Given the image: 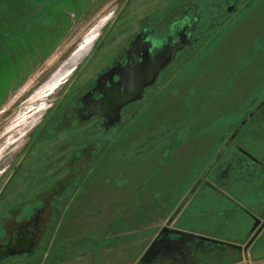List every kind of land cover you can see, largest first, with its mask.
Instances as JSON below:
<instances>
[{"label": "rangeland", "instance_id": "1", "mask_svg": "<svg viewBox=\"0 0 264 264\" xmlns=\"http://www.w3.org/2000/svg\"><path fill=\"white\" fill-rule=\"evenodd\" d=\"M226 3L0 0V242L11 226L23 221L21 207L28 199L24 188H34L30 200L42 187L51 191L62 181L55 174L41 182L14 176L16 155L45 109L65 93L87 91L143 26L161 35L196 5L200 31L221 19ZM81 47L87 50L85 58L49 91L47 86ZM192 49L163 73L168 77L176 70L154 102L133 105L137 112H125L110 130L118 133L116 139L100 163L90 169L85 165L78 188L67 193L65 209L51 213L47 239L33 254L0 264H145L139 260L154 235L190 195L220 143L264 93V0H251L199 54L186 60ZM242 143L264 161V136L243 137ZM59 167L53 166L52 172L58 173ZM248 187L235 183L229 191L239 196ZM198 188L174 227L241 245L250 226L247 216L207 187ZM255 188L262 193L263 183ZM20 190L25 195L21 199ZM212 247L199 252L194 264H264V231L245 255Z\"/></svg>", "mask_w": 264, "mask_h": 264}, {"label": "flooded vegetation", "instance_id": "2", "mask_svg": "<svg viewBox=\"0 0 264 264\" xmlns=\"http://www.w3.org/2000/svg\"><path fill=\"white\" fill-rule=\"evenodd\" d=\"M250 1L227 0L221 19L213 21L211 26L204 27L200 31L197 30L200 19L196 5L190 6L191 14L186 10L182 13L181 17L171 21L161 35H157L152 29L143 26L130 41L128 47L115 64L102 71L87 91L74 96H70L69 92L65 93L62 98L58 99L59 101L52 103L50 107L45 109L40 117L39 124L34 129H31L28 134V139L16 155L18 163L14 170V176L23 175L27 178L33 177L39 179L41 182L42 180L53 178L55 174L59 175L58 178L62 181L58 183L56 189H51V191H46L42 187L41 193L35 195L30 200L29 197L33 195L34 188L32 191V189L27 190L23 187L28 199H24L22 207L21 205L20 207L25 216L23 217V221L10 227L8 232H6L8 235L0 242V246H5L10 241L12 234L19 230V234L17 235L19 241L25 239L27 235H32L34 239L32 252L11 256L9 258L33 254L36 251L38 243H42L44 239H47L50 233L49 227L52 222L53 214L51 213L57 209H65L68 201L67 193L70 189L73 191L78 188L77 185L80 184V175L83 176L85 174H81L85 165H88V169H90L101 162L102 156L105 152H108V148L111 147V144L118 135L117 132L113 134L110 130L115 128L121 121L125 112H137L138 109H133L132 106L139 102H143L144 106L154 102L164 91L169 80L175 75L176 70L168 77H164L163 73L175 63L177 57L187 48L191 47H194V49L189 51L186 60H191L199 54L209 42L225 29L233 18L239 15ZM229 7H234L236 9L235 12L232 14L228 13L227 9ZM174 23L176 24L173 30V36L166 40V49L170 44L175 45L181 43L183 46L176 50L171 62L155 75L153 82L142 89L141 100L129 103L123 107L120 111L119 122L112 127H107L105 124L106 119L98 115L83 119V113L81 114V100L85 96H88V100L91 102L100 98V92L94 90L96 82L108 72H113L110 78L111 84H115L119 80V73H123L122 67H119L120 65H124L122 62L126 53L130 50L131 43L136 37L143 30H147L155 39H162L169 34L168 29ZM99 27L97 26L93 32L97 31ZM184 36L189 37L185 38ZM72 58L73 56L68 59L67 63L73 61ZM81 59L76 60L74 65L72 63L71 66L62 71V68L67 64L64 63L58 72V76L47 86L49 87V91L55 89L63 78L71 74ZM57 79L58 81L54 82ZM60 105L63 107L60 108ZM242 122L244 124L239 129ZM236 127L231 130L232 132L227 134L225 139L214 151L211 159L200 172L197 182L201 180L198 185L199 188L205 186L219 194L232 207V210L245 214L249 219L250 226L245 236L239 240L242 244H231L239 248H227L245 255L264 231V226L262 227L264 223V161L250 154L242 147V138L248 137L255 139L256 137L264 136V93L246 111ZM109 133L111 136L105 138ZM57 165H61L58 168L59 172L53 173L52 168ZM241 182L244 187H247V185L249 187L242 188L243 193L235 196L229 189L232 184H240ZM259 183H263L262 193H258L257 188H255ZM45 185L48 186V184ZM22 192V190L17 192L19 199L25 196ZM1 196L2 193H0ZM65 200L66 202L64 203ZM180 212L176 210L173 213L167 220L166 225L158 230L145 249L146 251L155 239L160 240L163 238L159 234L164 229V238L163 241L159 242L160 249L157 252V256L149 263L169 262L171 264H194L196 262L195 257L199 252H208L214 249L212 244H208L207 242L200 243L193 239L186 242V239H183V237L173 232L174 230L184 231L174 227L178 222ZM171 219L172 221L169 224ZM255 222L257 223L253 228ZM1 235L4 236V234ZM245 248L247 249L245 250Z\"/></svg>", "mask_w": 264, "mask_h": 264}, {"label": "water", "instance_id": "3", "mask_svg": "<svg viewBox=\"0 0 264 264\" xmlns=\"http://www.w3.org/2000/svg\"><path fill=\"white\" fill-rule=\"evenodd\" d=\"M234 7H229L227 12L232 14L235 12ZM197 21V19H195ZM178 23V22H177ZM175 24L169 27V34L162 39H155L154 36L147 30H143L136 39L131 43L130 50L126 53L123 60L122 67L123 73H119V80L115 84L110 83V78L113 72L101 76L97 82L94 90L100 92V98L94 102L88 100L85 96L81 100V114L82 118L87 119L93 115H98L106 119L105 124L107 127L116 125L120 120V111L129 103L138 102L141 100L142 89L151 84L155 75L161 71L173 59V54L177 49H180L183 44H170L166 49V40L173 36ZM188 38L189 36H184ZM165 45V46H164ZM87 53L84 55L83 59ZM82 59V60H83ZM81 60V61H82ZM109 83V84H108ZM244 122L241 123L243 126ZM201 180H199L191 191L190 195L184 200L183 204L178 208V212L183 208L187 199L193 194ZM170 220L169 224L171 223ZM253 226V228L256 226ZM264 226V223L262 227ZM176 234L186 239L197 240L200 243L207 242L208 244L218 245L224 248H239L237 246L212 240L199 235L189 234L181 231H173ZM165 230H161L159 236L164 238ZM19 230L14 232L10 241L5 246H0V260H4L11 256H18L21 254H29L32 252L33 237L27 235L25 239L19 241L17 235ZM162 239H155L145 253L141 256L139 262L148 264L154 260L159 251V246ZM247 248H245L246 250Z\"/></svg>", "mask_w": 264, "mask_h": 264}, {"label": "bare ground", "instance_id": "4", "mask_svg": "<svg viewBox=\"0 0 264 264\" xmlns=\"http://www.w3.org/2000/svg\"><path fill=\"white\" fill-rule=\"evenodd\" d=\"M100 25H101V24H100ZM99 28H100V27H99ZM85 45H86V44H85ZM88 46H89V45H88ZM86 51H87V50L85 49V47H81L80 50L78 51V53H75V54L73 55V58H72L73 61H69L68 63H67V61H66L67 64L65 63L66 65L62 68V71H64L65 68H68L69 66H71L72 63H73V65H74V62H75L76 60L81 59V58L87 53ZM85 52H86V53H85ZM82 59H83V58H82ZM82 59H81V60H82ZM81 60H80V61H81ZM75 63H76V62H75ZM65 71H66V70H65ZM57 76H58V74H57ZM57 76H56V77H57ZM61 76H62V75H61ZM56 77H55V78H56ZM55 78H54V79H55ZM58 78H59V77H58ZM57 81H58V79L55 80L54 82H57ZM54 82H53V83H54Z\"/></svg>", "mask_w": 264, "mask_h": 264}]
</instances>
